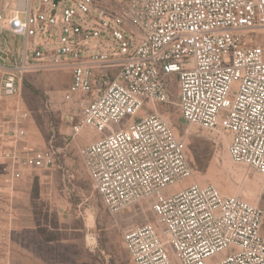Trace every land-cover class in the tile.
Masks as SVG:
<instances>
[{
	"label": "built area",
	"instance_id": "1",
	"mask_svg": "<svg viewBox=\"0 0 264 264\" xmlns=\"http://www.w3.org/2000/svg\"><path fill=\"white\" fill-rule=\"evenodd\" d=\"M263 29L264 0H0V35L21 41L1 50L0 106L16 116L0 138V193L56 166L51 146L18 148L31 118L21 87L61 72L70 84L47 106L71 119L70 141L98 136L79 150L93 191L111 215L154 216L122 231L132 264H264L260 208L212 185L169 192L191 169L157 111L175 80L181 119L226 134L232 161L264 177V44L252 35Z\"/></svg>",
	"mask_w": 264,
	"mask_h": 264
},
{
	"label": "rangeland",
	"instance_id": "2",
	"mask_svg": "<svg viewBox=\"0 0 264 264\" xmlns=\"http://www.w3.org/2000/svg\"><path fill=\"white\" fill-rule=\"evenodd\" d=\"M252 35L257 44H264V29ZM5 45L17 52L21 41L8 33L1 34L0 58H3L1 50ZM69 84V75L61 72L31 75L23 80L21 97L33 119V136L41 148L51 146L58 153L53 169L25 175L27 184L18 189V199L17 184L13 190L0 193V211H5L7 203L12 215L16 211L17 224L30 227L16 234L14 225L9 230L0 222L9 244L7 254L3 256L7 260L1 264H12L15 242H40V238L50 240L48 243L64 242L39 250L49 258L45 264H132L122 247L123 229L145 220L154 221L145 206L141 209L145 210L144 215L140 206L111 215L93 191L79 150L98 136L89 133L70 141L71 119L60 117L59 111L47 106L48 100L54 99ZM176 95L177 85L173 80L171 102L157 106V111L174 128L175 134L184 137L185 158L191 169L190 175L174 187L181 190L190 184L212 185L222 195L238 197L257 206L263 213L261 233L264 236V177L255 168L232 161L226 134L185 123L177 109ZM152 111L146 102L138 117ZM2 174L1 168L0 179Z\"/></svg>",
	"mask_w": 264,
	"mask_h": 264
},
{
	"label": "crops",
	"instance_id": "3",
	"mask_svg": "<svg viewBox=\"0 0 264 264\" xmlns=\"http://www.w3.org/2000/svg\"><path fill=\"white\" fill-rule=\"evenodd\" d=\"M25 107L27 108L26 104H25ZM27 110H28V108H27ZM29 113H30V111H29ZM14 116H16V115L14 114V111L12 108V103L11 102H2L1 106H0V138H1V135H3L4 133H8L10 130H12L11 128H12V121H13ZM30 117H31V113H30ZM139 118H141V117H138L135 120H138ZM23 126L27 130V135H26V137H24L22 139V141L19 142L18 148L20 150H25L27 148L43 149L40 147V143L37 142V139H35L33 136L34 131H33V119H32V117L30 118V121L25 122L23 124ZM1 139H0V143H1ZM0 152H1V147H0ZM0 163H2L1 159H0ZM26 174H30V172H23L20 180H18L16 182V184H17V193H16L17 199L20 196V191L18 189H20L22 186L27 184V178L25 177ZM178 190H179V187H171L169 189V192L175 193ZM16 197H14V199ZM6 202H7V200H6ZM7 205L8 204L5 203V207H6L5 211H3V212L0 211V217H3V219H1L0 222L3 224V226H6L10 230L12 225H14L13 228H14L16 234L18 232L24 230V229L27 230L28 228H30L28 225L27 226L21 225V224L18 225L17 224L18 222H16V220H15L16 211L12 215V212L11 211L9 212ZM26 216H28L27 213H26ZM0 227L2 228V226H0ZM63 243L64 242L48 243V242H41V241L40 242H38V241L37 242H29V243L15 242V246L13 247V250H15L16 254H14V256H13L12 264L16 263V261H18V264H45L49 260V258L47 257L45 252H40L39 250L44 251V250L50 248L48 246H54V245L59 246V245H63ZM8 245L9 244L7 243V240H6V250L4 252L0 253V264L7 260L3 256H4V254L5 255L7 254Z\"/></svg>",
	"mask_w": 264,
	"mask_h": 264
},
{
	"label": "trees",
	"instance_id": "4",
	"mask_svg": "<svg viewBox=\"0 0 264 264\" xmlns=\"http://www.w3.org/2000/svg\"><path fill=\"white\" fill-rule=\"evenodd\" d=\"M2 166L0 165V170ZM6 239H7V233L4 229L0 227V253L4 252L6 250ZM41 242H50V240H44L43 238H40Z\"/></svg>",
	"mask_w": 264,
	"mask_h": 264
}]
</instances>
